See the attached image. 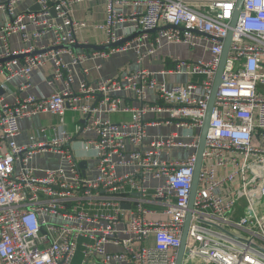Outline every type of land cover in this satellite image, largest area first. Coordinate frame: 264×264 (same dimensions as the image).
Returning <instances> with one entry per match:
<instances>
[{
	"label": "built area",
	"instance_id": "obj_1",
	"mask_svg": "<svg viewBox=\"0 0 264 264\" xmlns=\"http://www.w3.org/2000/svg\"><path fill=\"white\" fill-rule=\"evenodd\" d=\"M31 1L40 8L0 0V88L18 78L25 90L47 62L53 64L48 83L64 87L12 101L0 93V264H176L200 132L238 0H104L105 20L95 24L105 31L102 45L144 32L91 55L73 48L88 23L72 17V5L84 0ZM46 35L51 43L36 46ZM170 44L210 57L170 54V68L141 65L95 84L79 77L75 86L76 66L89 57L135 50L143 63ZM158 74L188 81L169 85ZM127 92L137 104L123 102ZM67 111L82 118L73 130ZM118 113L129 118L115 122ZM39 114L56 116L61 125L19 144L20 121ZM160 123L175 129L146 142L148 126ZM49 150L61 156L60 165L32 166L38 152ZM82 159L89 162L85 169ZM183 264H264V0H244L235 28Z\"/></svg>",
	"mask_w": 264,
	"mask_h": 264
},
{
	"label": "crops",
	"instance_id": "obj_2",
	"mask_svg": "<svg viewBox=\"0 0 264 264\" xmlns=\"http://www.w3.org/2000/svg\"><path fill=\"white\" fill-rule=\"evenodd\" d=\"M29 5L24 2L21 8H25ZM131 9H140L139 7H131ZM71 15L75 19L86 20L88 25L81 28L78 31V40L81 44H94L101 46L106 39V34L103 29L97 28L95 24L103 23L105 20V1L104 0H84L80 2H75L72 5ZM3 20L2 10H0V23ZM51 35H46L43 39H39V42L36 43V46L42 44L51 43ZM12 43L15 47H18L21 43L18 37L12 39ZM81 52H86L91 55V52L96 51L95 49H85L78 48ZM170 54L178 55L181 59L195 61L199 58L205 57L209 58L210 54L208 51H203V49H192L185 44H170L165 45L163 49H160L153 58H146L143 63L140 61V55L135 50L129 51H118L110 55L107 59L93 58L89 57L82 66H76V82L75 86L78 84L79 77H85L90 84H95L101 78L116 77L123 73L133 72L136 69L140 68L141 65L147 66L152 70L160 71L161 69L170 68L172 65L171 60L169 59ZM25 56L21 57V60ZM65 60H70L68 55L65 56ZM87 69V73L84 74L83 70ZM53 69L52 62H47L41 66L37 71H35L30 86L25 90L20 91L18 89L19 79L15 78L11 81L10 87L7 90H3L1 95L4 96L5 100L12 101L15 98V95H40L44 94L46 96L51 95L55 90H58L61 87H64V82L59 81L56 84H49L46 80V77H49ZM158 80L167 81L169 85L176 83H185L188 81V76L185 75H175V74H158ZM1 80V79H0ZM1 89V88H0ZM155 96L154 92H151V98ZM123 102L125 104H137V101L134 98L133 93L127 92L123 94ZM71 118H75V122H71ZM111 118L115 122H121L129 118L128 114H114ZM82 118L79 114H76V117L73 116L71 111H67L65 116V122L69 129L73 130L76 122L81 121ZM60 121L56 116L49 114H39L33 117L25 118L20 121L21 132L17 137L19 144H28L31 141H39L41 138L40 129L43 127L51 126H60ZM175 129L174 125H166L160 123L158 125H149L148 126V137L146 142L150 141L153 137L157 135H166L169 132ZM175 154L180 156H185L187 151L183 150L182 152L174 151ZM86 161V160H83ZM80 162V163H81ZM87 165H88V161ZM61 164V156L54 151H40L38 152L32 162V166L45 169L56 167ZM87 167V166H86ZM78 259V258H77Z\"/></svg>",
	"mask_w": 264,
	"mask_h": 264
},
{
	"label": "water",
	"instance_id": "obj_3",
	"mask_svg": "<svg viewBox=\"0 0 264 264\" xmlns=\"http://www.w3.org/2000/svg\"><path fill=\"white\" fill-rule=\"evenodd\" d=\"M243 3H244V0H238L236 10L234 13V17L231 21V25H230L231 27L229 29V32H228L226 38L224 39L223 51L221 54V61H220L218 71H217V75H216V78L214 81L212 93L210 95L208 109L206 112V117L204 119V123H203V126L201 128L199 147H198V151H197V162H196V165L194 168L193 183H192V188H191L189 211H188L187 217H186V222H185L184 231L182 234L181 245L179 247L176 264H183V262H184L185 251H186V247H187V243H188V230H189V226H190L191 219H192V209L194 208L195 197H196V193H197V189H198V185H199L200 173H201L202 162H203V154H204V151L206 148L207 135H208L210 125H211V119H212V115H213L214 106L216 103L217 93H218L220 84L222 83V73H223V70L225 68V64H226V61L228 59V56L230 54L231 43H232V40H233V37L235 34V28L237 26L239 17L242 13ZM39 8L40 7L38 4L33 6L34 10H37ZM53 14H56L55 11H53ZM158 30L159 29H154V30H152V32H156ZM143 32L144 31H138L135 35L128 37V38H125V39H123L119 42L113 43L111 45L98 46V45L87 43V44H76L73 46V48L105 50V49H108L110 47L120 46V45H122L125 42L133 39L134 37H136L137 35H139L140 33H143ZM2 61H5V59H0V63H2ZM2 92H3V90L0 89V93H2ZM84 122H86V120H84ZM80 166L85 169L87 166V162L86 161L81 162ZM124 207H129V206L124 205Z\"/></svg>",
	"mask_w": 264,
	"mask_h": 264
},
{
	"label": "rangeland",
	"instance_id": "obj_4",
	"mask_svg": "<svg viewBox=\"0 0 264 264\" xmlns=\"http://www.w3.org/2000/svg\"><path fill=\"white\" fill-rule=\"evenodd\" d=\"M25 2H27L28 4H32L33 1H31V0H25ZM30 6H31V5H30ZM71 113H72L73 116H75V117H76V114H78L77 112H74V111H71ZM71 122H75V118H74V119L71 118V121H70L69 123H71ZM78 261H80V257L78 258ZM91 264H98V261H97V260H93Z\"/></svg>",
	"mask_w": 264,
	"mask_h": 264
}]
</instances>
